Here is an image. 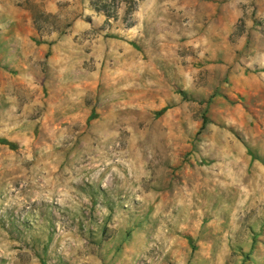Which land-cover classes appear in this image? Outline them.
<instances>
[{"label": "rangeland", "instance_id": "rangeland-1", "mask_svg": "<svg viewBox=\"0 0 264 264\" xmlns=\"http://www.w3.org/2000/svg\"><path fill=\"white\" fill-rule=\"evenodd\" d=\"M93 1L0 0V264H264V0Z\"/></svg>", "mask_w": 264, "mask_h": 264}, {"label": "trees", "instance_id": "trees-1", "mask_svg": "<svg viewBox=\"0 0 264 264\" xmlns=\"http://www.w3.org/2000/svg\"><path fill=\"white\" fill-rule=\"evenodd\" d=\"M98 2H99L98 0H94V1L92 2V5L94 6V10H95L96 12L101 11V9H103L102 11H109V9L106 8V6H99V3H98ZM105 9H108V10H105ZM165 110H166V109H162L158 114H162ZM2 143H5V142H2Z\"/></svg>", "mask_w": 264, "mask_h": 264}]
</instances>
